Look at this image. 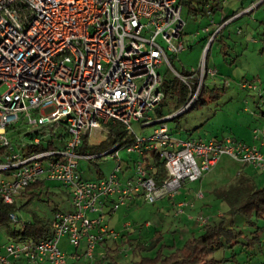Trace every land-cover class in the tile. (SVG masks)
<instances>
[{
	"label": "built area",
	"instance_id": "obj_1",
	"mask_svg": "<svg viewBox=\"0 0 264 264\" xmlns=\"http://www.w3.org/2000/svg\"><path fill=\"white\" fill-rule=\"evenodd\" d=\"M228 1L204 0L205 12L213 18V7ZM260 3L264 0L223 18L213 30L204 27L208 42L199 67L179 75L168 59V53L185 49L178 0H0V87L6 88L0 95V199L12 205L27 186L45 179L59 182L69 192L73 208V212H54L48 237L0 248V264H66L67 254L59 247L63 237L75 249L83 244V256L92 258L97 244L117 239L106 214L138 196L148 204L172 198L185 183L198 182L222 157L264 173V114L259 118L261 127L252 130L260 148L231 138L182 139L168 132L166 125L192 108L205 79L212 82L217 76L205 58L221 29ZM165 63L186 88L187 97L176 112L154 119L149 112L164 99V76L159 70ZM241 87L255 89L247 81ZM260 103L264 105V96ZM132 121L142 127L158 122L152 134L137 136L125 148L137 156L134 175L123 179L119 160L106 178L81 179L77 160L95 159L78 151L84 136L108 124H119L133 134ZM18 123L28 126L26 132L11 135ZM57 125L67 131L66 138L60 136L64 139L60 148L54 144L60 137L44 136L45 128ZM38 146L43 149L27 152L28 147ZM119 148L116 143L102 156L112 153L117 158ZM148 152L164 163L167 177L161 184L145 166ZM9 219L16 223L19 217L11 213Z\"/></svg>",
	"mask_w": 264,
	"mask_h": 264
},
{
	"label": "rangeland",
	"instance_id": "obj_2",
	"mask_svg": "<svg viewBox=\"0 0 264 264\" xmlns=\"http://www.w3.org/2000/svg\"><path fill=\"white\" fill-rule=\"evenodd\" d=\"M256 1L229 0L221 10L213 15V18L206 12L196 16L188 14L184 3L182 19L185 25L181 40L185 49L176 55L168 53L172 69L179 75L191 69H197L201 63L203 49L208 42V34L202 29L207 26L211 30L215 29L221 24L223 18L240 13ZM211 19L214 25L211 24ZM238 30L242 33L237 34ZM262 35H264V3H260L258 8L251 13L244 14L230 22L218 33L208 46L205 62L208 68L218 72L214 80L217 88L222 90L220 97L208 102L207 105L196 103L183 115L170 121L167 120L168 132L182 139L202 141L232 138L237 141L243 140L246 144L260 148V142L253 140L252 130L261 127L260 120L253 114L260 115L261 111H264V105L259 102L260 93L264 91ZM219 38L225 42V45L219 41ZM172 69L165 63L159 70L166 82L176 79ZM225 81L228 82V86L224 84ZM241 81L249 82L254 85L255 89L242 88ZM210 82V79H205V86ZM5 90V87H0V95ZM172 111H174L173 102L163 100L156 109L149 112V116L155 119ZM130 126L133 134L127 132L119 124H108L101 131L92 132L88 138L89 145H97L107 138L109 142L101 149V152L93 155L95 159L80 158L77 160L81 179L87 181L104 179L114 172L119 160L121 177L127 179L134 175L137 156L134 153H127L125 148L137 136L152 134L157 125L142 127L141 123L132 121ZM16 127V131L11 135L18 134L20 131L24 134L28 128L20 123ZM110 128L112 130H109ZM52 133L56 138L67 135L66 129L62 126L57 125L44 129L46 138H49ZM114 139L122 144L117 150L118 157L114 158L113 154H110L97 158L113 149ZM63 140L61 137L59 140H54L57 148L62 147ZM261 151L264 154V147ZM222 158L221 162L228 161L225 164V172L216 169L213 173L211 172L210 177L204 180V183H208V191L211 195L206 193L205 187L198 191V183L193 182L185 183V188L181 190L183 195L187 189L193 192L195 202H197L196 207L199 209L203 208V205L196 198L203 191L208 197L206 199L208 201H204L210 205L208 208H203L202 211L182 209L183 211L176 213L179 209H172L174 199L170 197L158 200L154 204H148L142 196L127 200L126 206L120 207L112 214H106L105 217L111 230L117 234V239H109L103 245L98 244L92 258L81 256L79 259H74L72 256L75 248L68 243L67 237H63L67 239V245L64 246L60 242L59 247L67 254L66 264H106L108 257L113 258L117 264H162V260L177 249H181L188 240L204 234L205 226L220 223L225 230L232 232L233 238L231 244H226L214 252L213 258L227 259L223 264H264V250L259 252L261 244V248L264 249V218L258 217L255 212L246 214L237 210L248 204L254 192L264 189V173L248 167L246 172L248 171L250 177H254L256 183L250 188L253 190L247 189L248 192L244 189L240 190V178L236 177V173L242 170V164L228 157ZM146 163H152V159L149 158ZM42 181L43 189L38 196L30 199L24 196L19 200L20 207L14 213L20 220L11 223L8 228L0 226V248L22 239L23 235H11L10 231L19 230L26 221L36 218L51 221L55 211L73 212L69 192L59 182L45 181V179ZM176 199H181V201L184 199L187 202L183 196ZM189 204L194 205L193 202ZM189 216L191 220L188 219ZM202 219L207 222H201ZM82 247L81 244L80 248ZM106 257L107 261H102ZM17 264L27 263L18 261Z\"/></svg>",
	"mask_w": 264,
	"mask_h": 264
},
{
	"label": "trees",
	"instance_id": "obj_3",
	"mask_svg": "<svg viewBox=\"0 0 264 264\" xmlns=\"http://www.w3.org/2000/svg\"><path fill=\"white\" fill-rule=\"evenodd\" d=\"M178 2H179V4H181V6H183V4L185 3V6L187 8V13L191 14L193 16H196L198 14H202L205 12L204 0H187V1L178 0ZM222 8H223V5L220 6L219 8L214 6L213 11H215V13H217ZM227 18H229V17H227ZM227 18H224V19H227ZM238 18H240V17H238ZM227 25H225L221 29V31ZM261 40L264 41V35L261 36ZM219 41H221L222 44L225 45V42L221 38H219ZM217 75H218V72H217ZM214 79L207 86L204 85L203 90H202L201 94L199 95L195 104L199 103L201 105H207L208 102H211V101L218 99L220 97V93L222 92V90L217 88ZM243 82L244 81H241L240 84H242ZM163 87L165 90L163 100L172 101L173 105H174V111H172L168 114H165V115H160L159 117H157L155 119H159V118H162L166 115H170V114L176 112L182 106V104L185 102L186 97H187L186 88L177 79H174L173 81H167V82L164 80ZM261 96H264V92L260 93L259 102H260ZM194 105L192 106V108L194 107ZM260 114H264V111H261ZM179 116H181V115H179ZM173 119H175V118H173ZM173 119H170V120H173ZM170 120H168V121H170ZM176 127L178 128V125H176ZM109 130H112V129L110 128ZM26 136L29 139L31 138L30 134L29 135L27 134ZM66 137H67V135L63 136V138H66ZM117 139L113 140L114 145L116 143L121 144ZM214 140H217V139H214ZM232 140L237 141V139H232ZM108 142H109V138H107L105 141L99 143L98 145H89L88 144V137L84 136V138L82 140V145L79 148V152L84 153V154H92V155L98 154L99 152H101V149L107 145ZM51 145H53V144L50 143L49 146H51ZM42 149H43V146H38L35 148L28 147L27 152L28 153L29 152L30 153L37 152V151L42 150ZM110 154H112V153H107L104 156H108ZM148 154H149L148 157L152 159V163L147 164L146 162L148 161L149 158L145 156V159H144L145 164H146L145 166L147 169H149V166L151 167V169L149 170L150 175L153 176V178L157 184H161L162 181L167 177V173H166V170L164 167V163L155 154L149 153V152H148ZM100 157H103V156L100 155L97 158H100ZM42 189H43V181H39V182H36L34 184L27 186L23 191L20 192V194H18L15 197V201L12 205L3 204L1 199H0V226H2V227L5 226L6 228H8L11 225L12 222L9 219V215L11 213H14V212L16 213V211L19 209V207H20L19 206V200L21 199V197L27 196V197H29V199L34 198L35 196H38L40 194V191ZM237 210L241 211L243 213H246V214H250L251 212H255V214L258 217L264 218V189H261V190L254 192L252 197L249 198L248 204L242 208H238ZM19 220H20V218H19ZM205 229L206 230H205L204 234L200 235L197 238L188 240L183 245V247L181 249H177L176 251L172 252L170 254V256L166 257L164 260H162L161 263L162 264H223L224 261H227V259H215V257L213 258L212 256H213L214 252H216L218 249H221L224 245L231 244V240L233 238L232 232L228 229L225 230L222 223L217 224V225H213V226H205ZM49 233H50V221H48V220L44 221L42 219H37V218L24 222L22 228H20L19 230L10 231L11 235H17V234L23 235L21 240L28 239V238L40 240V239L48 237ZM102 243H103V241H101L99 244H102ZM261 247H262V244L259 246V252H262V250H264ZM106 259H107V257L105 259H103L102 261L106 262L107 261ZM102 261L100 263H102ZM106 264H117V263L114 261L113 258L108 257V261Z\"/></svg>",
	"mask_w": 264,
	"mask_h": 264
},
{
	"label": "crops",
	"instance_id": "obj_4",
	"mask_svg": "<svg viewBox=\"0 0 264 264\" xmlns=\"http://www.w3.org/2000/svg\"><path fill=\"white\" fill-rule=\"evenodd\" d=\"M241 32V31H240ZM242 33V32H241ZM257 114V113H256ZM256 114H253V115H255L258 119L260 118V116H261V114L260 115H256ZM260 120V119H259ZM89 138V137H88ZM239 141H243V140H239ZM243 142H245V141H243ZM246 143V142H245ZM98 145V144H97ZM148 153L145 155L146 157H148ZM221 159H223V158H221ZM221 159L215 164V166H213V168L208 172V173H206V174H204V176L199 180V182H193V183H198V187H197V190L198 191H201V190H203L204 189V187H205V190H206V193L207 194H209V195H211L210 194V191H208V188H209V186H208V183H204V180L205 179H207L208 177H210V175H211V172L213 173V171H215L216 169H220L221 171H223V172H225L224 170H225V164H227V162L226 163H223V162H221ZM221 164H223L222 166H221ZM244 166V167H243ZM248 167H252V166H250V165H244V164H242V170L240 171V172H238V173H236V177H239L240 178V181H239V185H240V190L242 189H244V190H246L247 192H248V190L247 189H249V191L250 190H253V189H250L251 187H253V184L255 185V183H256V180L254 179V177H250L249 176V174H248V171L246 172V170L248 169ZM244 169V170H243ZM186 184H184L181 188H180V190H179V192L174 196V197H170L171 199H174V200H172V209L173 210H176V209H181V211H183L182 209H185V210H200V211H202L203 210V208H208L210 205H208V203H204V201L206 202V201H208V200H206L208 197H206L205 195H204V193H203V191H202V194H201V198H196V199H199L201 202H202V205H203V208H200L199 209V207H196V203L197 202H195V198H194V194H193V192L190 190V189H187V190H185V194L183 195V193L181 192V190L182 189H184ZM239 192V191H238ZM241 192H243V191H241ZM200 194V193H199ZM184 197V198H186L187 199V202H186V200H182L181 201V199H176V198H181V197ZM187 196V197H186ZM131 200V199H130ZM194 203V205H192V204H189V203ZM177 211L178 210H176V213H177ZM219 217H221V215L219 214ZM188 219L189 220H191L190 219V216L188 217ZM108 223V222H107ZM109 226V225H108ZM110 228V227H109ZM111 229V228H110ZM107 240H109V239H104L103 240V243H106L107 242ZM60 242H62V244L65 246V245H67V239L66 238H63V239H61L60 240ZM103 243L102 244H99V245H103ZM60 244V243H59ZM83 245V244H82ZM98 245V244H97ZM97 247V246H96ZM96 249V248H95ZM83 253H84V245H83V247L82 248H78V249H75V253L73 254V258L74 259H79L81 256H83ZM93 257V256H92ZM103 259V258H102ZM18 262H15V261H12L10 264H17ZM44 264H46V263H44Z\"/></svg>",
	"mask_w": 264,
	"mask_h": 264
},
{
	"label": "water",
	"instance_id": "obj_5",
	"mask_svg": "<svg viewBox=\"0 0 264 264\" xmlns=\"http://www.w3.org/2000/svg\"><path fill=\"white\" fill-rule=\"evenodd\" d=\"M156 124H158V122H154V123L148 124L147 126H152V125H156Z\"/></svg>",
	"mask_w": 264,
	"mask_h": 264
}]
</instances>
